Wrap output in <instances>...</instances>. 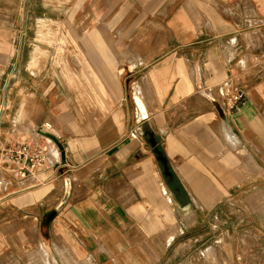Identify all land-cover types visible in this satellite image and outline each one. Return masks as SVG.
I'll return each mask as SVG.
<instances>
[{"label":"crops","instance_id":"obj_1","mask_svg":"<svg viewBox=\"0 0 264 264\" xmlns=\"http://www.w3.org/2000/svg\"><path fill=\"white\" fill-rule=\"evenodd\" d=\"M112 2L75 0L74 30L63 35L78 43L65 58L45 52L22 75L11 53L2 66L0 155L11 136H30L46 144L48 167L33 183L0 163V264L34 247L68 251L78 264L123 263L136 252L142 264H170L177 255L159 248L186 244L201 214L264 183V0ZM134 7L146 13L133 20ZM146 18L152 30L142 29ZM229 87L242 99L228 102ZM141 126L155 132L172 175ZM218 252L212 244L203 254L223 264ZM237 254L224 264H240Z\"/></svg>","mask_w":264,"mask_h":264},{"label":"rangeland","instance_id":"obj_2","mask_svg":"<svg viewBox=\"0 0 264 264\" xmlns=\"http://www.w3.org/2000/svg\"><path fill=\"white\" fill-rule=\"evenodd\" d=\"M112 1L114 5L116 0ZM74 7L75 0H0V76L4 78L7 75L2 66L8 62L11 53L15 55L10 63L16 64V67L20 65L23 75V67L30 58L36 63L40 59L45 61V52L54 53L57 48L63 59L66 49L74 50L78 40L63 35L64 31L74 30L71 19ZM145 9L134 7L131 11L133 20L146 13ZM148 18L142 24L147 26L142 29L152 30L155 24ZM62 19L64 22L60 21ZM23 77L28 81L33 79L30 73ZM142 136L148 141V135L142 133ZM257 185L258 188L245 185L238 191V196L223 200L212 214H201L198 223L191 229V240L182 244L177 239L165 250L159 248V255L176 254L175 261L170 264H214L217 256L203 254L207 246L213 244L217 245L223 264L228 261L231 251L238 252L240 264H261L264 254V188L260 187H264V183ZM177 219L181 221V216L177 215ZM48 249L50 255L45 254L41 247H34L25 256H17V264H53V256L59 260V264H78L72 259L67 260L71 256L68 251H64L62 256L60 252L55 254V251ZM141 252L146 254L145 251ZM131 254L124 255L125 260L118 264H142L135 259L138 252ZM79 264L87 263L79 261Z\"/></svg>","mask_w":264,"mask_h":264},{"label":"built area","instance_id":"obj_3","mask_svg":"<svg viewBox=\"0 0 264 264\" xmlns=\"http://www.w3.org/2000/svg\"><path fill=\"white\" fill-rule=\"evenodd\" d=\"M250 18V17H249ZM246 18V23L249 25H259ZM227 101L237 102L244 96V90L240 87L227 88L225 90ZM51 127L50 122H46L44 129ZM139 133L133 130L130 134L131 138H136ZM2 157L0 163H5L8 173L14 177L20 179H28L36 183H40L46 180V178L38 177L40 171L45 170L48 167V157L46 153V144L40 141H36L30 136L13 135L7 144L1 149ZM4 184V179L0 178V188Z\"/></svg>","mask_w":264,"mask_h":264},{"label":"water","instance_id":"obj_4","mask_svg":"<svg viewBox=\"0 0 264 264\" xmlns=\"http://www.w3.org/2000/svg\"><path fill=\"white\" fill-rule=\"evenodd\" d=\"M136 98V102L138 104V106L140 107L141 110V116L142 119H145L147 117V113L145 112V110L143 109V106L139 103L138 101V96H135ZM216 104L219 106L218 108L220 109L221 113L224 114V109L223 107L216 102ZM141 131L143 134L148 135V139L151 142V144L154 146L155 151L157 152V158L159 160H161L162 164H163V172L164 174H169L172 175V171L170 170L169 164H168V159L167 156L163 153V151L161 149H159V147L157 146V138L155 136V132L152 129H144L143 126H141ZM54 141H56L60 147L62 146L61 142L59 141V139L57 138V136H55L52 133L48 134ZM69 184H67L66 190H65V194L58 206V208H61V206L65 203V201L67 200L68 194H69ZM172 195L175 198L176 202L179 204V206H181V203L177 197V194L175 192V190L172 189Z\"/></svg>","mask_w":264,"mask_h":264},{"label":"trees","instance_id":"obj_5","mask_svg":"<svg viewBox=\"0 0 264 264\" xmlns=\"http://www.w3.org/2000/svg\"><path fill=\"white\" fill-rule=\"evenodd\" d=\"M175 186H177V185H175ZM180 186H181V187H180ZM179 189H180V190H182V189H183L182 185H180V184H179Z\"/></svg>","mask_w":264,"mask_h":264},{"label":"bare ground","instance_id":"obj_6","mask_svg":"<svg viewBox=\"0 0 264 264\" xmlns=\"http://www.w3.org/2000/svg\"><path fill=\"white\" fill-rule=\"evenodd\" d=\"M49 138H50V137H49ZM50 140H51V138H50ZM209 252L212 253V250H209ZM204 254H205V253H204ZM218 264H219V263H218Z\"/></svg>","mask_w":264,"mask_h":264}]
</instances>
